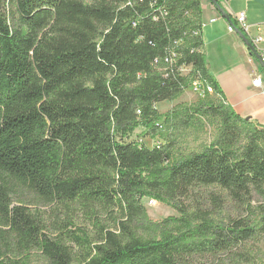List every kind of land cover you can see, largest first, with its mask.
<instances>
[{
	"label": "trees",
	"instance_id": "1",
	"mask_svg": "<svg viewBox=\"0 0 264 264\" xmlns=\"http://www.w3.org/2000/svg\"><path fill=\"white\" fill-rule=\"evenodd\" d=\"M204 2L220 7L0 0V264H33L24 252L34 248L48 264H206L197 258L230 253L235 264L253 260L233 251L264 234V210L257 223L224 228L186 204L192 189L213 185L235 201L264 197V125L226 103L208 68ZM195 81L212 86L215 100L159 111ZM205 119L219 120L215 139L178 152L175 133ZM138 129L162 142L132 140ZM18 188L51 204L80 203L93 212L96 238L78 229L50 240L28 206L13 203ZM146 198L179 215L151 220ZM66 240L80 246L79 261Z\"/></svg>",
	"mask_w": 264,
	"mask_h": 264
},
{
	"label": "rangeland",
	"instance_id": "2",
	"mask_svg": "<svg viewBox=\"0 0 264 264\" xmlns=\"http://www.w3.org/2000/svg\"><path fill=\"white\" fill-rule=\"evenodd\" d=\"M189 72V68H184L183 73ZM213 101L214 95L207 93L199 85V81L192 83L185 92L175 101H163L157 104V108L161 113L169 112L175 106H192L199 101ZM220 123L216 119H205L202 123L197 124L188 129L177 131L176 148L178 152L187 154L192 151H200L206 144L212 142L219 132ZM132 140H137L148 147H154L162 140L158 137L150 138L143 135V129H138ZM13 203H24L28 206L32 218L35 219L38 228L42 234L50 240H56L61 232L73 230L77 234L78 229L84 230L90 238H96L98 230L95 226V218L93 212L88 210L80 203H48L35 196L32 192L18 188L13 196ZM150 199L143 200V204L147 209V213L151 220L162 221L170 216H178V211L170 204L155 202L150 204ZM186 204L190 212L198 209L206 210L213 218L214 222L221 227H232L234 220L244 219L252 223L260 221L264 210V197L261 194L252 192L250 198L244 201H235L228 192L219 186H206L194 188L190 192L189 199ZM101 220L108 224L105 214L98 213ZM41 237V235H40ZM73 258L79 261L82 256L80 246L75 242L66 240ZM247 251L253 256V260L249 263L240 264H264V234L255 239H251L243 244L242 248H237L233 252ZM29 256L33 264H48V257L38 248L24 252ZM233 253L206 255L198 257L197 260L206 264H235L233 261Z\"/></svg>",
	"mask_w": 264,
	"mask_h": 264
},
{
	"label": "crops",
	"instance_id": "3",
	"mask_svg": "<svg viewBox=\"0 0 264 264\" xmlns=\"http://www.w3.org/2000/svg\"><path fill=\"white\" fill-rule=\"evenodd\" d=\"M226 1L228 7L222 9L228 14L244 12L248 30L252 34L264 33V0ZM230 17L237 26L234 32L228 30L231 22L222 16L219 7L204 2L202 36L207 65L220 84L226 103L242 117L264 125V77L263 85L257 87L253 84L252 75L254 70L261 74L263 68L252 60L250 49L237 32L241 25L233 16ZM259 25L261 30L257 28Z\"/></svg>",
	"mask_w": 264,
	"mask_h": 264
},
{
	"label": "built area",
	"instance_id": "4",
	"mask_svg": "<svg viewBox=\"0 0 264 264\" xmlns=\"http://www.w3.org/2000/svg\"><path fill=\"white\" fill-rule=\"evenodd\" d=\"M228 2L226 0H222L221 1V6L222 8H227L228 6ZM230 16H233L237 22L241 25V29L243 30L242 32L249 38L250 42L252 43L253 47L256 50V53L260 56L261 62L260 60H258V58L252 54V60L258 62L259 64L262 65L263 68V72H261V74H259L258 71L254 70L252 71V75L254 76L253 79V84L254 86L257 87H261L263 85V77H264V33H255L252 34L249 30L248 27L246 26L245 22H246V14L244 12H240V13H236V14H229ZM215 19H213L214 21ZM203 26V25H202ZM261 25H259L257 28L258 30H261ZM228 30L230 32H234L236 31V27L232 24L228 25ZM199 85L203 88V90L207 93H214V89L212 86L207 85L202 83L201 81H199ZM155 201L153 199H150V204H153Z\"/></svg>",
	"mask_w": 264,
	"mask_h": 264
},
{
	"label": "water",
	"instance_id": "5",
	"mask_svg": "<svg viewBox=\"0 0 264 264\" xmlns=\"http://www.w3.org/2000/svg\"><path fill=\"white\" fill-rule=\"evenodd\" d=\"M219 12L222 14L223 17H225L226 19L229 20L230 16L224 9L219 7ZM237 32L241 36V38L243 39L246 46L250 49L251 53L254 54L258 58V60H260V62H261L260 56L256 53V50L253 47L252 43L250 42L249 38L240 29H238Z\"/></svg>",
	"mask_w": 264,
	"mask_h": 264
}]
</instances>
